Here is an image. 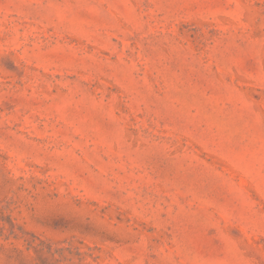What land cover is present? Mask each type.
<instances>
[{"label": "rangeland", "instance_id": "rangeland-1", "mask_svg": "<svg viewBox=\"0 0 264 264\" xmlns=\"http://www.w3.org/2000/svg\"><path fill=\"white\" fill-rule=\"evenodd\" d=\"M0 264H264V0H0Z\"/></svg>", "mask_w": 264, "mask_h": 264}]
</instances>
